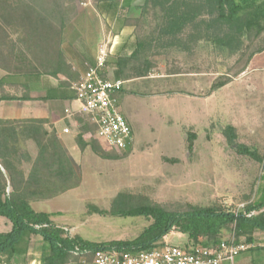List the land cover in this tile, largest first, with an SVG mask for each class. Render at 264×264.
<instances>
[{
  "label": "trees",
  "instance_id": "trees-1",
  "mask_svg": "<svg viewBox=\"0 0 264 264\" xmlns=\"http://www.w3.org/2000/svg\"><path fill=\"white\" fill-rule=\"evenodd\" d=\"M97 3L102 10L117 11L120 0H97ZM123 7L129 8L131 3H124ZM150 9L160 14L157 39L141 37L135 31L133 41L126 45L128 52L109 56L102 73L104 78L127 81L149 76L153 65L148 54L156 41L175 44L170 40L177 39L181 44L185 34L190 39L195 34H204L202 38L230 51L239 50L249 41L239 60L243 64L229 79L213 86L217 91L244 74L253 57L264 52V46L254 47L264 36V0H144L141 17ZM77 14L76 0H0V30L13 28L18 34L14 50L18 60L25 54L38 66V74L57 77L66 65L62 51L64 31ZM139 21H127V25L136 29ZM109 71L113 73L112 79ZM46 124L47 121L39 119L0 120V217L12 224L10 232L0 233V257H3L0 264H11L20 244L33 235L41 237L47 245L43 247L41 264H71L79 260L74 255L76 249L86 255L112 247L138 253L153 249L171 232L187 236L183 248L188 251L197 245L216 246L227 232L232 233L235 242L245 238L248 243H255L256 233L264 232V203L249 204L243 211L233 212L219 205L157 203L148 197L122 193L115 198L110 211L97 207L91 210L102 216L150 219L152 223L139 237L97 243L78 235L70 236L64 227L52 221L50 214L36 212L31 205L57 198L81 184V177L59 138L46 129ZM84 128L85 132L95 133V127L89 123ZM224 134L241 154L261 160L256 150L237 144L234 127L227 125ZM195 138L196 135L190 136V149ZM28 142L35 144L36 158L24 151ZM97 142L84 146H90L102 159H117ZM24 162L31 166L27 175ZM254 211L258 214L248 216Z\"/></svg>",
  "mask_w": 264,
  "mask_h": 264
},
{
  "label": "rangeland",
  "instance_id": "rangeland-1",
  "mask_svg": "<svg viewBox=\"0 0 264 264\" xmlns=\"http://www.w3.org/2000/svg\"><path fill=\"white\" fill-rule=\"evenodd\" d=\"M143 5L144 0H138L132 7L120 4L117 11H108L109 17L100 21L104 28L102 35L98 38L89 35L98 52L105 48L110 55L115 40L119 47L129 39L130 34L114 37L122 34L127 21L140 19L134 32L138 31L141 37L157 39L160 14L150 9L141 17ZM76 7L78 14L68 27L73 24L71 27L80 25L86 31L93 29L91 15L102 10L97 0H76ZM203 35L195 34L190 39L185 34L181 44L177 39L170 40L175 44L169 41L153 43L148 54L153 65L151 73L147 77L130 79L120 95L123 113L134 130L135 144L127 151H112L92 133L90 143L98 141L106 153L117 159H102L90 148L81 163L83 185L42 204L43 207L36 206L54 213L52 218L63 224L70 236L78 235L97 243L139 237L152 223L150 219L102 216L91 210L97 207L110 211L115 198L122 193L148 197L157 203L219 205L233 212L244 210L240 205L244 196L252 192H259L262 199L264 163L241 154L236 144L228 142L224 134L228 124L221 111L222 96L215 94L207 103L202 99L214 94L213 86L229 79L241 67L243 62L239 60L247 51L249 41L246 40L239 50L230 51L202 38ZM263 46L264 36L254 47ZM107 74L113 78L112 71ZM238 113L240 116L241 112ZM191 135H196L192 149ZM254 140L248 133H241L236 142L245 146L260 143ZM262 145L259 151L264 157ZM27 150L36 152L37 148L31 144ZM6 223L8 226L0 222V232L12 226ZM224 238H232V233L227 232ZM164 241L183 247L188 238L171 232ZM31 242L34 250L43 251V247H47L42 238L35 235ZM250 253L253 252L239 258L248 257Z\"/></svg>",
  "mask_w": 264,
  "mask_h": 264
},
{
  "label": "crops",
  "instance_id": "crops-1",
  "mask_svg": "<svg viewBox=\"0 0 264 264\" xmlns=\"http://www.w3.org/2000/svg\"><path fill=\"white\" fill-rule=\"evenodd\" d=\"M129 2L132 7L137 4L138 0H120L121 5ZM100 11L91 15L90 20L93 29L88 27L89 29L86 31L82 27L80 28V25L71 27L73 24L65 29L62 51L66 59V65L64 66V72L57 77L38 74V66L33 63L31 57L27 58L25 54L20 56L18 60L14 51L18 34L13 28L0 30V120L39 119L47 121L46 129L57 135L81 177L82 182L78 188L83 185L81 163L91 148L84 145L90 143L89 137L93 132L88 130V132H85V123L92 124L85 114L80 113L74 88L87 70L96 63L98 50L92 44L93 41L90 40L89 35H97V38L101 36L104 28L101 26L100 21L110 15L106 10ZM134 30V27L127 25L123 28L122 34L118 33L114 37L118 39L123 34H130V39V36L134 34ZM105 33H107L106 29ZM129 39H126L119 47H117L119 43L115 40L114 46L110 48L109 56L124 55L128 52L126 45L133 41V37L131 40ZM115 49L116 53H114ZM123 82L125 87L131 80ZM124 87L119 93V99L125 89ZM233 88H238L239 91ZM215 94L222 96L221 111L226 123L234 127L238 135L248 133L250 139L253 138L260 142L246 146L258 152L261 160L257 162L264 163V157L259 151V146L262 145L261 141H264V52L253 57L247 71L239 78L234 79L230 84L217 90L211 96L201 98L207 103ZM238 112H241L240 116ZM31 144L34 143L28 142L24 145V151ZM28 151L32 158H36L37 151ZM27 167L31 169V166L24 162L26 175L30 171H27ZM260 195L259 192L257 194L252 192V194L244 196V202L240 207L264 203V194L262 199H260ZM50 201L32 202L31 205L36 212L50 214L56 225L64 227L63 224L56 223L52 218L54 213L36 207L38 205L43 207L42 204H47ZM254 212L258 214V212ZM6 221H8L6 218L0 217V222L8 226ZM10 229H12V226ZM9 230L0 233H8ZM255 236L256 245L261 242L264 243V232H258ZM31 241L32 237L26 238L24 243L20 244L18 247L19 252L11 259V264H41L44 252L34 250ZM250 252L253 253H250L248 257L238 258L234 264H264V247H256Z\"/></svg>",
  "mask_w": 264,
  "mask_h": 264
},
{
  "label": "built area",
  "instance_id": "built-area-1",
  "mask_svg": "<svg viewBox=\"0 0 264 264\" xmlns=\"http://www.w3.org/2000/svg\"><path fill=\"white\" fill-rule=\"evenodd\" d=\"M108 58L109 52L101 48L95 65L81 77L74 91L80 113L85 114L95 127L96 139L102 145L104 143L109 150L122 152L135 144V136L119 99V93L125 83L102 76ZM254 214L256 213L251 212L248 216ZM256 247H264V243L256 245L248 243L245 238L239 242L229 238L216 246L197 245L188 251L163 240L153 249L138 253L126 248L112 247L86 255L76 249L74 255L78 256L79 260L71 264H234L242 254Z\"/></svg>",
  "mask_w": 264,
  "mask_h": 264
}]
</instances>
